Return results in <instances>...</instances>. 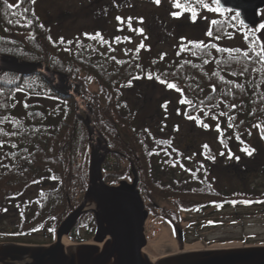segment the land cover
Returning a JSON list of instances; mask_svg holds the SVG:
<instances>
[{
  "label": "trees",
  "instance_id": "1",
  "mask_svg": "<svg viewBox=\"0 0 264 264\" xmlns=\"http://www.w3.org/2000/svg\"><path fill=\"white\" fill-rule=\"evenodd\" d=\"M205 5L189 0L184 9L195 15ZM209 5L218 9L213 1ZM42 6V0H0V59L43 64L78 86L108 149L103 180L122 182L134 169L148 209L175 230L182 215L264 212V52L254 35L259 27L249 30L235 14L215 11L205 42L183 41L168 51L140 43L120 55L97 36L64 37ZM236 32L242 48L223 46ZM150 82L177 94L185 120L217 133L221 151L203 144L199 154L187 155L172 137L154 134L157 102L141 88ZM90 154V137L71 96L40 75L0 71V244H51L88 192ZM94 227V215L86 212L67 240L84 243ZM31 237L41 242H23Z\"/></svg>",
  "mask_w": 264,
  "mask_h": 264
},
{
  "label": "rangeland",
  "instance_id": "2",
  "mask_svg": "<svg viewBox=\"0 0 264 264\" xmlns=\"http://www.w3.org/2000/svg\"><path fill=\"white\" fill-rule=\"evenodd\" d=\"M42 1V8L48 19L51 21L56 19L59 22L58 30L64 37L81 38L86 41L89 37L97 36L102 39L101 43L104 48L113 47L120 55H123V52L135 50L140 43L157 44L163 47L164 51H168L183 41L205 42L211 23L218 18L216 12L209 5L213 0H200L202 4L208 3V6L200 12H196L195 15L184 9L188 0H160L159 4L154 0ZM117 17H120L123 22L118 21ZM141 18L142 23L140 22ZM260 25H264V12L260 13L259 32L254 33L264 52V30L260 28ZM140 29L143 30L142 33L138 31ZM239 33L236 32L232 38L223 40L222 45L229 48H242L243 43ZM67 82L70 83L71 89L77 92L74 84L70 80ZM141 88L144 92L146 89L150 90L152 97L157 102L156 112L158 113L153 119L152 127L154 134L172 137L174 144L185 150L187 155L199 154L203 144L210 147L215 153L221 151L217 133L201 130L185 120L184 114L177 105L179 100L177 94L153 82ZM91 89L95 90L96 87H91ZM62 91L66 93L65 90ZM165 102H167L166 108L162 107ZM82 117L83 120H87L85 113H82ZM206 124L207 126L211 125L209 122ZM168 129H172V133H168L166 131ZM90 144L92 145L91 140ZM103 145L104 151L100 157L102 162L108 153L106 145ZM261 155L264 158L263 152ZM132 174L130 169L129 176L122 182L131 184L134 180ZM103 178L102 173V181L106 187L114 188L121 183L114 182L113 184L112 179L103 180ZM142 201L146 212H148L145 224L147 244L144 254L150 261L156 262L161 258L185 252L264 246V212L259 210H244L237 214L216 210L214 214L204 216L195 213L182 215L179 228L175 230L155 216L154 211L148 209L150 205L147 200L142 199ZM156 203L160 207H168L167 204L160 201ZM85 208L86 212L97 211L96 204ZM155 220H159L158 229L155 234H149L148 226ZM165 230L168 232V238L159 243L158 240ZM178 232L183 233L182 242L178 238ZM94 233L95 227L92 236L85 240L92 239ZM85 236L84 232L80 233L81 238H85ZM23 240V242L31 244L41 242L40 237ZM64 240L69 246L75 245L67 238Z\"/></svg>",
  "mask_w": 264,
  "mask_h": 264
},
{
  "label": "water",
  "instance_id": "3",
  "mask_svg": "<svg viewBox=\"0 0 264 264\" xmlns=\"http://www.w3.org/2000/svg\"><path fill=\"white\" fill-rule=\"evenodd\" d=\"M217 6L237 13L241 24L254 30L259 26L264 0H219ZM0 71L21 77L40 75L58 92L64 93L62 90H65L74 99L78 116L80 100L65 88L68 79L64 75L50 71L43 64L27 65L5 59H0ZM74 86L78 92V86ZM82 102L86 105L83 99ZM84 113L86 121L78 118L86 126L92 145L89 187L82 204L59 226L51 245L0 244V264H264V246L185 252L152 263L144 254L148 212L138 191V175L132 169L134 180L131 184L122 182L116 188L104 185L99 153L105 140L94 128L87 105ZM89 194L93 195L97 206V211H91L95 217L94 237L84 244L62 246L63 239L70 235L86 213ZM178 238L183 241L182 232H178Z\"/></svg>",
  "mask_w": 264,
  "mask_h": 264
},
{
  "label": "bare ground",
  "instance_id": "4",
  "mask_svg": "<svg viewBox=\"0 0 264 264\" xmlns=\"http://www.w3.org/2000/svg\"><path fill=\"white\" fill-rule=\"evenodd\" d=\"M64 86H65V88L69 89L70 93L74 94L76 96V98H78L80 100L79 101V106H80L79 117L83 120L82 113H84V110L86 109V105L82 102V99L79 96L78 92L71 89L69 82L66 81L64 83ZM93 135H92L91 139H93ZM103 151H104V145L101 144L100 153H99L100 157L103 155ZM94 204H95L94 197L92 194H89L86 198V207L89 208ZM167 238H168V232L165 230L163 232L162 237L158 240V242L160 243ZM159 243H157V244H159ZM62 246H69L68 243L64 239L62 241ZM151 262L154 263L152 260H151Z\"/></svg>",
  "mask_w": 264,
  "mask_h": 264
},
{
  "label": "snow or ice",
  "instance_id": "5",
  "mask_svg": "<svg viewBox=\"0 0 264 264\" xmlns=\"http://www.w3.org/2000/svg\"><path fill=\"white\" fill-rule=\"evenodd\" d=\"M32 2L34 3L35 0H32ZM154 2L157 3V4H159L160 0H154ZM218 2H219V0H213V3L218 4ZM9 7H13V5H9ZM205 7H207V5H205ZM215 11H220V12H222L223 10H221V9H215ZM174 15H175V14H174ZM129 19H131V18H129ZM117 20L123 22V21L121 20L120 17H117ZM140 22H141V23L143 22V21H142V18H141ZM213 23H215V21H213ZM260 28H261V29H264V25H260ZM138 31H139L140 33L143 32L142 29H140V30H138ZM209 35H211V33H209ZM149 78H151V77H149ZM160 82H161V83H164L163 80L160 81ZM167 87H168V88H173V87H175V86H174L173 84H170V83H169V84H167ZM181 103H184V101H181ZM189 103H191V102H189ZM166 106H167V102H165V104L162 105V107H165V108H166ZM232 107H235V105H233ZM221 115H223V113H221ZM189 118H190V117H189ZM205 127H207V126L205 125ZM229 127H231V125H229ZM254 127H259V126H254ZM176 130H178V129H176ZM262 138H264V136H262ZM205 147H206V145H205ZM248 154L250 155L251 152H249ZM246 203H247V202H246Z\"/></svg>",
  "mask_w": 264,
  "mask_h": 264
},
{
  "label": "built area",
  "instance_id": "6",
  "mask_svg": "<svg viewBox=\"0 0 264 264\" xmlns=\"http://www.w3.org/2000/svg\"><path fill=\"white\" fill-rule=\"evenodd\" d=\"M159 223V220H155L154 222H152L151 224H149L148 228V233L149 234H155V232L157 231L158 229V224Z\"/></svg>",
  "mask_w": 264,
  "mask_h": 264
},
{
  "label": "flooded vegetation",
  "instance_id": "7",
  "mask_svg": "<svg viewBox=\"0 0 264 264\" xmlns=\"http://www.w3.org/2000/svg\"><path fill=\"white\" fill-rule=\"evenodd\" d=\"M189 1V0H188ZM216 4V3H215ZM216 6H217V4H216ZM218 7V6H217ZM218 9H219V7H218ZM222 12H226V13H232V14H235L237 17H238V19H239V21H240V18H239V15L237 14V13H235V12H232V11H230V10H223ZM262 12H264V11H262ZM261 12V13H262ZM241 23V22H240ZM243 26V25H242ZM244 27V26H243ZM259 27V26H258ZM257 27V28H258ZM246 28V27H245ZM256 28V29H257ZM248 29V28H247ZM85 243V242H84ZM84 243H81V244H84ZM75 244V243H74ZM75 245H77V244H75Z\"/></svg>",
  "mask_w": 264,
  "mask_h": 264
},
{
  "label": "crops",
  "instance_id": "8",
  "mask_svg": "<svg viewBox=\"0 0 264 264\" xmlns=\"http://www.w3.org/2000/svg\"><path fill=\"white\" fill-rule=\"evenodd\" d=\"M149 237V236H148Z\"/></svg>",
  "mask_w": 264,
  "mask_h": 264
}]
</instances>
